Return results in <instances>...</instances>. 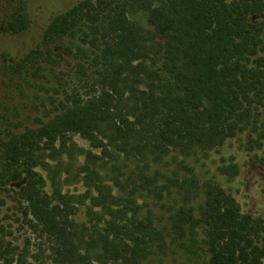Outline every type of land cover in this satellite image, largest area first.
<instances>
[{
	"label": "trees",
	"instance_id": "obj_1",
	"mask_svg": "<svg viewBox=\"0 0 264 264\" xmlns=\"http://www.w3.org/2000/svg\"><path fill=\"white\" fill-rule=\"evenodd\" d=\"M54 1L0 0V190L43 238L36 255L47 251L50 264H148L169 243L180 264H264V212L242 211L217 181L186 188L196 204L176 206L160 226L138 201L162 193L146 171L151 163L241 133L264 179V0H67L47 8ZM41 13L39 37L25 44ZM73 134L102 153L113 143L136 161L110 184L98 170L106 162L85 151L83 216L71 194L46 192L36 170ZM217 170L232 177L239 166ZM16 250L0 224V264H22Z\"/></svg>",
	"mask_w": 264,
	"mask_h": 264
},
{
	"label": "rangeland",
	"instance_id": "obj_2",
	"mask_svg": "<svg viewBox=\"0 0 264 264\" xmlns=\"http://www.w3.org/2000/svg\"><path fill=\"white\" fill-rule=\"evenodd\" d=\"M66 1L56 0L47 8L61 7ZM132 17L142 23L145 22L141 13H135ZM44 24L45 18L41 13L34 19L29 31L24 35L25 44L39 37ZM245 138V134L241 133L237 137L227 140L222 146L207 151L195 150L188 155L170 151L160 161L151 163L146 171L150 174L155 173L162 193L157 196L151 193L139 199L141 210L151 214L160 226L176 206L191 202L196 204V200H186V188L191 187L199 191L198 185L207 179H213L235 197L242 211L250 212L253 215L263 213L264 179L255 169L256 166H251L252 152L244 148ZM104 141L106 142V139ZM113 146V143L107 142L106 148L110 153H102L101 147H93L87 139L78 134L71 135L67 141V147L63 148L58 156L56 154L46 156V165L39 164L36 167L43 177V189L50 193L53 188L57 187L62 192L71 194L79 207V215L83 216L85 208L78 199L82 198L84 204L88 203V196L85 195L88 186L83 178L85 172L80 168L86 162V159L84 160L85 151L100 155L99 161L106 162V165L102 164L98 168L106 183H113L110 175L118 174V177L122 179L129 169L134 168L132 163L136 161L127 160L121 153L117 154ZM230 162L239 166V172L232 177L219 173L218 166ZM113 188L115 189L116 186L113 185ZM0 200H2L0 203V224L5 230L6 240L16 246V251L21 252V257L24 260L22 264H50L46 256L47 251L36 255L39 253V245L43 242V238L39 237L22 220L21 212L15 208L14 202L1 190ZM182 260V253L168 243V247L163 252L159 251L156 256H152L148 264H180ZM12 264H18V262L14 261Z\"/></svg>",
	"mask_w": 264,
	"mask_h": 264
}]
</instances>
